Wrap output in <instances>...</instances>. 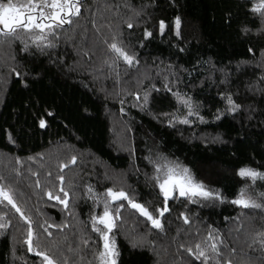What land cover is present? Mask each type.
<instances>
[{
    "label": "trees",
    "instance_id": "1",
    "mask_svg": "<svg viewBox=\"0 0 264 264\" xmlns=\"http://www.w3.org/2000/svg\"><path fill=\"white\" fill-rule=\"evenodd\" d=\"M255 2L85 0L83 15L78 23L65 26L60 47L51 58L25 54L20 41L0 48V154L4 158L0 175L11 178L14 170L20 173L13 183L31 196L21 198L20 204L37 225L44 220L69 225L63 231L50 229L51 238L40 232L46 246L52 247L53 241L58 245L57 256L63 253L69 264H97L94 253L102 248V241L92 231L90 218L102 215L103 205L88 198V186L98 194L123 188L150 211L162 205L145 160L157 152L188 166L197 180L222 191L226 202L170 200L160 231L127 207L126 201H117L113 208L125 204L112 233L119 251L117 264H192L178 246L204 242L209 226L219 230L224 258L233 264H241L246 254L259 255L249 245L252 234L264 231V210H245L230 203L242 187H249L253 195L264 192V181L253 184L237 175L241 167L264 172V84L259 82L264 76V17L250 11ZM113 4L118 11L110 7ZM100 16L112 25L111 30L103 28L102 35L89 23ZM177 17L180 37L175 35ZM161 20L166 24L163 34ZM129 21L132 29L127 28ZM145 31L151 37L146 39ZM112 32L122 34L127 50L139 59L138 67L120 61L118 77L105 65L114 55L104 43L105 38L111 42ZM85 51L91 54L90 63ZM56 52L59 62H54ZM13 69L21 74L19 78ZM170 72L176 74L171 77L173 92L179 89L197 102L204 123L190 118L191 126H168L165 114L179 108L174 95L163 88L164 76ZM153 84L161 90L151 93L145 110L132 107L134 96L129 93L139 91L143 96ZM221 94H231L241 109L226 113L227 101ZM121 100L126 101L125 114L120 111ZM218 110L220 120L215 119ZM40 119L46 121L43 129ZM73 155L76 164L63 171L66 185H75L70 217L62 206L54 207V201L34 194L30 185L35 177L29 169L39 172L42 182L49 171L54 179L59 165ZM5 213L12 226L0 230V264H40L41 258L22 243L26 225L14 210L0 205V215ZM181 213L188 215L191 225L183 223ZM82 238L88 239L87 246ZM233 247L236 252L230 255Z\"/></svg>",
    "mask_w": 264,
    "mask_h": 264
},
{
    "label": "snow or ice",
    "instance_id": "2",
    "mask_svg": "<svg viewBox=\"0 0 264 264\" xmlns=\"http://www.w3.org/2000/svg\"><path fill=\"white\" fill-rule=\"evenodd\" d=\"M249 2H252V0H249ZM84 3L85 0H6V2H0V48L11 47L14 42L20 41L23 44L21 50L25 54L36 55L39 53L51 58L52 53L60 47L65 26L78 23V19L83 15ZM110 7L116 11L119 8L115 4ZM250 11L264 17V0L252 3ZM116 18L118 17H114V19ZM106 20V17L100 16L98 19H91L89 23H91L95 33L102 35L103 28H108L109 30L112 28L111 22H106ZM174 23L175 35L180 37V18L177 17ZM133 27L134 24L129 21L127 28L132 29ZM159 28L161 34H163L166 28L165 21L161 20L159 22ZM247 31L249 30L245 29V32ZM151 35V32L145 31L146 39L151 37ZM104 43L107 45L110 54H114L111 55L110 61H105V65L117 77L119 76L118 63L120 61L129 67L139 66L138 56L134 52L127 50V45H125L122 34L119 32H112L111 42L105 38ZM180 51H184V49L181 48ZM249 51L252 52L253 50L249 49ZM83 56L88 58V63L91 62V54L89 52L85 51ZM59 61L60 56L56 52V60L54 62ZM13 72H15L17 78L21 76L15 69H13ZM175 75V72H170L164 76L163 88L167 92L172 93L179 102V108L176 112L165 114L168 126L176 127L177 124L191 126L192 119L190 118H195L200 123H204V118L200 115V105L179 89L173 92V80L171 77ZM137 82L139 83V80ZM259 82L264 84V76L259 78ZM160 90L156 84H153L151 89L144 91L143 96H141L139 91L129 93V95L134 96L132 107L145 110L146 106L149 105L151 93L159 92ZM221 95L227 101L226 113H236L241 109V105L235 102L231 94ZM120 103L122 105L120 111L125 114L123 105L126 101L121 100ZM180 108L184 109L183 113H181ZM221 118L222 115L218 110L215 119L220 120ZM39 127L41 129L46 127L44 119L39 120ZM145 160L153 168V173L149 179L152 181L153 187L158 189V195L162 198V205L158 208L150 211L148 206L138 202L133 195L123 188H107L103 194H98L94 192L91 186L87 187L88 198H92L94 203H102L103 205L102 215H92L90 218L92 231L97 233L98 240L102 241V248H98L97 252L94 253V259L97 264H117L119 251L112 233L114 229L118 228V221L121 220L122 211L125 208L124 203H120L113 208L112 205L117 201H126L127 207L135 210L139 216L144 217L146 222L150 223L152 229L160 231L164 230L162 218L165 217L166 213L170 212L168 207L170 200H175L179 197L192 203L226 202L222 191L211 189L203 181L197 180L192 170L179 162V160L170 159L162 152L150 154L145 157ZM76 162L77 157L73 155L70 161L59 165V172L54 179L52 172H47L44 182L41 181L39 172H32L29 169L30 174L35 177L34 184L30 185V187L35 189L34 194L40 198L46 197L47 201H54V207L62 206L70 217L72 212L69 204L75 197V185L71 182L66 185V177L63 175V171L70 165H75ZM16 163L22 165V161L19 158H17ZM137 170H139L138 166ZM19 174L18 171L14 170L11 178L0 175V205L9 208L10 211L14 210L19 215V219L26 225V238L22 243L27 246L28 252H34L36 256L41 258L40 264H69V258L64 256L63 253L57 256L59 248L55 241H53L52 247H48L40 239L41 231L51 238L53 233L50 229L56 228L58 231H63L69 225L49 224L47 220L37 225V222L28 214L26 208L21 207V198L30 200L31 196H26L13 183L15 176ZM237 175L242 179L251 180L253 184L258 180L264 181V172H259L251 167H241L237 170ZM230 203L245 210H264V192L253 195L249 191V187H242ZM181 217L185 225H191L192 222L186 213H181ZM225 219L227 220V218ZM11 226V220L7 213L0 215V230H6ZM251 239L252 244L249 245V248L253 252H258L259 255L253 257L246 254V258L241 261V264H264V231H257L252 234ZM143 242L144 237H141L140 243ZM81 243L87 246L89 241L87 238H82ZM253 245H258V247ZM222 246H224V240L219 234V230L213 231L211 226H209L207 239L204 242L197 243L195 246L180 244L178 250L184 249L192 258V264H196V261H199L200 264H233L231 259L224 258ZM69 251H73V249L69 248ZM235 252L236 249L234 247L230 249V255Z\"/></svg>",
    "mask_w": 264,
    "mask_h": 264
},
{
    "label": "rangeland",
    "instance_id": "3",
    "mask_svg": "<svg viewBox=\"0 0 264 264\" xmlns=\"http://www.w3.org/2000/svg\"><path fill=\"white\" fill-rule=\"evenodd\" d=\"M0 164H1V162H2V160H4V158H2V155L0 154ZM151 170H152V172H153V168H152V166H151ZM202 204H214V203H211V202H202ZM117 263H118V257H117Z\"/></svg>",
    "mask_w": 264,
    "mask_h": 264
}]
</instances>
